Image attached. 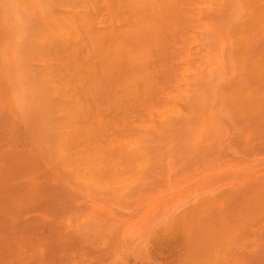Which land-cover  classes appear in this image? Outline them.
I'll return each instance as SVG.
<instances>
[{"label":"rangeland","instance_id":"1","mask_svg":"<svg viewBox=\"0 0 264 264\" xmlns=\"http://www.w3.org/2000/svg\"><path fill=\"white\" fill-rule=\"evenodd\" d=\"M0 0V264H264V0Z\"/></svg>","mask_w":264,"mask_h":264},{"label":"clouds","instance_id":"2","mask_svg":"<svg viewBox=\"0 0 264 264\" xmlns=\"http://www.w3.org/2000/svg\"><path fill=\"white\" fill-rule=\"evenodd\" d=\"M7 26L13 34H21L27 26L23 0H10L6 6Z\"/></svg>","mask_w":264,"mask_h":264}]
</instances>
